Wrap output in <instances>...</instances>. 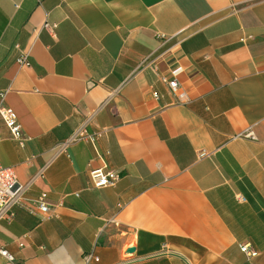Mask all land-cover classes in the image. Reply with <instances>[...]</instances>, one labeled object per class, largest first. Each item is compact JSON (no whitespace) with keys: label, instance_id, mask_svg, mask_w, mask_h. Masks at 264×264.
Here are the masks:
<instances>
[{"label":"crops","instance_id":"0c3cea01","mask_svg":"<svg viewBox=\"0 0 264 264\" xmlns=\"http://www.w3.org/2000/svg\"><path fill=\"white\" fill-rule=\"evenodd\" d=\"M0 100V264H264V0H0Z\"/></svg>","mask_w":264,"mask_h":264},{"label":"built area","instance_id":"2783aa9c","mask_svg":"<svg viewBox=\"0 0 264 264\" xmlns=\"http://www.w3.org/2000/svg\"><path fill=\"white\" fill-rule=\"evenodd\" d=\"M43 28L53 34L55 29L54 24L45 23ZM17 62L22 66H28L29 62L27 59V54L21 55ZM162 81L166 83L173 94H178L180 88L175 79L163 78ZM154 97L156 95L154 94ZM0 119L3 121L5 126L10 131L14 140H16L19 145H23V138L21 136V128L15 111L2 103L0 100ZM98 135L93 133H87L84 129H78L70 137L65 139L58 147L59 153H64L68 145L79 141L85 140L89 142H94ZM246 138H254L253 132L247 130L244 134ZM204 153H202V156ZM41 171L40 175H42ZM92 187L95 189L111 187L114 186L120 179L119 174L113 170H107L106 168H98L91 170L89 172ZM29 185L21 184L12 168H5L0 166V223L3 220H10L14 216L13 207L20 203L25 192L27 191ZM46 193H41L37 199L38 210L45 216L50 214L49 206L46 203ZM239 249L247 257H254L256 253L250 250L249 245L242 244L239 245ZM0 256L9 263H15V259L11 253L6 249L0 247Z\"/></svg>","mask_w":264,"mask_h":264}]
</instances>
